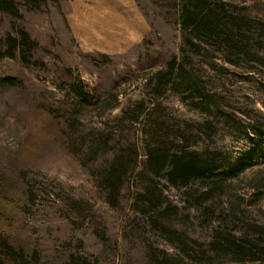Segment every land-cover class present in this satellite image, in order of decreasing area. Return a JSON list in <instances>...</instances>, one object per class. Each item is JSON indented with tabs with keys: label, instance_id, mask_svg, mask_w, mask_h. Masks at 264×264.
Wrapping results in <instances>:
<instances>
[{
	"label": "rangeland",
	"instance_id": "rangeland-1",
	"mask_svg": "<svg viewBox=\"0 0 264 264\" xmlns=\"http://www.w3.org/2000/svg\"><path fill=\"white\" fill-rule=\"evenodd\" d=\"M12 1L18 16L0 12V264H218L215 254L186 258L136 210V174L114 205L100 179L122 154L141 170L156 121L172 151L231 163L251 147L264 129V0H216L259 29L239 59L210 44L188 48L169 1ZM21 32L30 51L10 57L6 39ZM177 69L197 91L181 86ZM154 181L179 209L170 228L187 250L206 251L217 234L260 241L264 164L207 200L199 183Z\"/></svg>",
	"mask_w": 264,
	"mask_h": 264
},
{
	"label": "trees",
	"instance_id": "trees-1",
	"mask_svg": "<svg viewBox=\"0 0 264 264\" xmlns=\"http://www.w3.org/2000/svg\"><path fill=\"white\" fill-rule=\"evenodd\" d=\"M23 1L28 6H38L42 0ZM162 1H169L173 4L177 23L188 48L198 50V44H210L227 58L239 59L249 56L251 47L246 35L258 32L259 29L254 28L243 19L235 17V14L228 10L224 2L216 0ZM0 12L18 16V11L12 0H0ZM6 44L10 57L16 50H20L25 58L30 51V39L25 32H21L18 38L7 37ZM169 69L172 71L173 66H169ZM177 70H181L178 71L181 86L197 91L198 89L182 69ZM170 71L157 75L158 89L162 90L164 86H167L166 82H168ZM199 90L201 91V89ZM76 97L82 103L86 102V96L81 92ZM162 124V122L156 121L152 125L151 141L146 148V159L141 170L133 169L136 155L132 162L131 157L133 156L122 154L113 159L101 174L100 182L108 192V202L111 205L116 203V199L125 189V177L129 172L134 173L136 174L134 179L139 184V187L135 188L132 199L136 210L143 216L149 217L151 224L159 228L160 232L163 231L168 235V242L177 245L186 258L191 261L196 258L202 260L208 253L209 256L215 254L219 258L218 264H264V233L260 235V241L256 242L236 239L234 236L220 237L217 234L216 239L205 246L206 251L202 249L203 247H199L195 251L187 250L186 237H184L186 235L170 228V218L176 215L179 209L168 201L162 188H159V183L154 181L156 179L159 182L164 180L172 188L185 190L199 183L204 186L205 191L199 195V199H203L209 193L221 190L222 185L237 178L248 169L264 164V129L254 130V137L250 139L251 147L241 153L234 162L229 163L222 161L216 155H202L184 148L170 150L166 143L167 135L163 134V130H161ZM192 201L198 205L197 194L194 195ZM194 243L198 245V243Z\"/></svg>",
	"mask_w": 264,
	"mask_h": 264
}]
</instances>
